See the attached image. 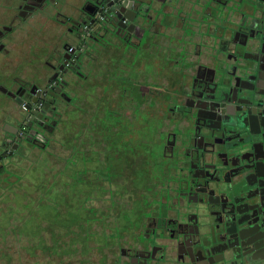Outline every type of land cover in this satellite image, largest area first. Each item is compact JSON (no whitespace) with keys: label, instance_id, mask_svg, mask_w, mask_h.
I'll return each instance as SVG.
<instances>
[{"label":"flooded vegetation","instance_id":"flooded-vegetation-1","mask_svg":"<svg viewBox=\"0 0 264 264\" xmlns=\"http://www.w3.org/2000/svg\"><path fill=\"white\" fill-rule=\"evenodd\" d=\"M218 1L0 0V63L27 67L0 65V99L18 108L15 121L0 126V180L17 182L5 160L33 148L56 142L70 153L48 154L63 161V190L55 201L38 198L55 208L39 220L66 232L39 246L46 254L78 249L81 264H194L190 246L173 236L183 211L206 210L213 197L218 159L207 139L230 107L207 83L240 62L227 27L209 23ZM147 171L159 180L147 185ZM69 172L87 190L65 208ZM133 205L136 218L119 224Z\"/></svg>","mask_w":264,"mask_h":264},{"label":"water","instance_id":"water-1","mask_svg":"<svg viewBox=\"0 0 264 264\" xmlns=\"http://www.w3.org/2000/svg\"><path fill=\"white\" fill-rule=\"evenodd\" d=\"M218 3L209 23L227 27L226 42L240 62L221 70L225 79L207 83L230 104L207 139L218 159L213 197L206 210L199 204L183 211L173 237L209 264H264V0ZM257 251H263L260 259Z\"/></svg>","mask_w":264,"mask_h":264},{"label":"rangeland","instance_id":"rangeland-1","mask_svg":"<svg viewBox=\"0 0 264 264\" xmlns=\"http://www.w3.org/2000/svg\"><path fill=\"white\" fill-rule=\"evenodd\" d=\"M16 52L17 50L13 51L12 56ZM1 59L0 65H2L1 68L3 70L11 71L12 68H16V72L20 73L19 69H27V67L14 66L15 64H12L14 60H6L2 57ZM5 85L3 82L4 87ZM1 95L0 92V98ZM14 103L4 98L0 99V126L4 125L5 115L9 117V115L16 114L18 108H16ZM18 107L19 109L22 108L21 105H18ZM59 136L60 134L57 133L55 137ZM53 143L49 150L33 148L24 157L15 156L14 158L5 160L7 168L18 175L19 180L15 182L16 179L11 178L8 180L11 184L0 180V264H81L82 256L78 249L54 255V253L46 254L43 248L39 247L42 244L53 243L50 237L51 234L66 232L64 227H59L55 223L49 222L48 219L42 218L39 220L42 216L50 217L55 212V208L53 206L42 207L38 198L43 196L46 197V200H49L47 196L50 195L51 200L55 201V195L57 194L60 197L61 195L58 192L63 190L62 178L60 175L58 176L57 172L64 169L63 161L57 157L49 156V151L56 155L62 154V156L70 154L68 148L62 150L58 143ZM65 162L68 166L74 164L71 158H67ZM84 166V163H80V168H84ZM66 169L70 170L72 168ZM66 176L71 183V186H67V190L71 191V197L66 200L62 198L60 201L65 202V208H68L70 204L72 207H75L80 202L79 192L82 193L81 202L85 198L87 185L82 184L75 187L74 184H76L75 179L77 177H74V172H69ZM84 176L85 172H83ZM46 179L48 181L44 182ZM163 181H165L164 176H162L160 182ZM53 182V186L49 185V183ZM28 191L31 192L28 194ZM31 197L35 199L34 203H32ZM55 206L58 207V205ZM135 209L134 207V209H126L124 212H121L116 217L119 224L126 226V219L134 220L136 218ZM99 218H102L101 215ZM100 219L99 221H101ZM68 224H70V219L68 220ZM37 225L40 226L41 230H37L32 234L31 230ZM38 247L39 253L36 256L32 255V251H37Z\"/></svg>","mask_w":264,"mask_h":264},{"label":"crops","instance_id":"crops-1","mask_svg":"<svg viewBox=\"0 0 264 264\" xmlns=\"http://www.w3.org/2000/svg\"><path fill=\"white\" fill-rule=\"evenodd\" d=\"M15 105H16V103H14ZM17 106V105H16ZM4 123L5 124H12V122H14L15 121V117H14V115L12 114V115H9V117L8 116H4ZM157 254H161V252H158ZM187 254V253H186ZM189 255V254H188ZM254 256H255V258H258V259H260L262 256H263V251H257L256 253H254ZM190 260L192 261V262H194V264H209V261L208 260H206V259H202V258H200V257H194V258H191V252H190ZM257 263V261L255 262V264Z\"/></svg>","mask_w":264,"mask_h":264},{"label":"trees","instance_id":"trees-1","mask_svg":"<svg viewBox=\"0 0 264 264\" xmlns=\"http://www.w3.org/2000/svg\"><path fill=\"white\" fill-rule=\"evenodd\" d=\"M147 172L149 173V171H147ZM148 173H147V174H148ZM147 174H146V175H147ZM159 176H160V175L155 174V173H153V174H152V173H149V175L147 176L146 181H145L146 184L149 185V184H150L149 182H151V180L158 181L159 178H160ZM145 177H146V176H145ZM132 180H133V179H132Z\"/></svg>","mask_w":264,"mask_h":264}]
</instances>
